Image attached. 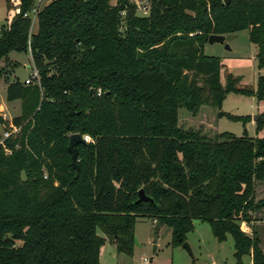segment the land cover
<instances>
[{"label":"trees","instance_id":"trees-1","mask_svg":"<svg viewBox=\"0 0 264 264\" xmlns=\"http://www.w3.org/2000/svg\"><path fill=\"white\" fill-rule=\"evenodd\" d=\"M18 2L0 27V60L28 51L37 79L5 85L19 112L0 142V264H100L97 227L130 254L140 216L169 228L171 247L193 219L206 222L217 242L231 237L233 264H264L252 224L264 205L253 194L264 138L211 139L178 124L179 108L195 115L201 105L245 121L220 110L225 94L264 97V75L252 87L223 69L221 83L224 64L202 53L208 35L246 29L264 66V0H147L145 14L129 0H49L34 32L23 13L35 0ZM71 133L89 138L76 144V171ZM139 189L151 202L136 201Z\"/></svg>","mask_w":264,"mask_h":264},{"label":"rangeland","instance_id":"rangeland-1","mask_svg":"<svg viewBox=\"0 0 264 264\" xmlns=\"http://www.w3.org/2000/svg\"><path fill=\"white\" fill-rule=\"evenodd\" d=\"M49 0H41L38 7H42ZM136 4V12L145 14L147 0H129ZM114 4L115 0H108ZM30 31L36 29L34 14L28 12ZM5 0H0V27L7 25ZM123 28L122 26L120 27ZM228 48H225L224 45ZM255 45L247 37V30L226 34L222 43L205 42L202 46L204 55L216 56L224 64L220 70V82L223 83V69L230 72L240 83L255 86L256 77L264 75V66L258 67L255 60ZM3 74L0 76V139L2 131L8 127L11 118L19 112V101L5 100V85L8 81L23 79L31 69V59L28 51H8L0 60ZM221 111L231 115L248 116L247 120H230L225 116L216 115L217 108L203 105L197 114L192 115L183 108L178 109V124L182 128H189L213 138L220 132H230L234 136L264 138V123L258 128L255 117L264 113V97L256 99L252 95H241L232 92L225 94L222 100ZM89 140V139H88ZM253 188H255L253 186ZM253 189V194H254ZM256 220V219H255ZM193 229L186 234L190 253L183 247L169 245V228L152 221L146 216L136 217L133 225V241L130 254L117 252L110 238L98 227L96 233L104 238L99 248L98 259L100 264H233L232 239L227 236L222 242H217L212 236L206 222L192 220ZM258 238L264 236V225L252 223ZM247 225V224H246ZM244 222L239 226L246 234L250 228ZM15 244H19L16 242ZM247 263V257L244 263Z\"/></svg>","mask_w":264,"mask_h":264},{"label":"water","instance_id":"water-1","mask_svg":"<svg viewBox=\"0 0 264 264\" xmlns=\"http://www.w3.org/2000/svg\"><path fill=\"white\" fill-rule=\"evenodd\" d=\"M228 2H229V0H222L223 4H227ZM223 40H224L223 35L210 34V35H208L206 42H208V43H213V42L222 43ZM224 47L228 48V46L226 44L224 45ZM85 141H86L85 137L81 136L78 133H71L68 137V143H67L66 149L70 153L71 163H72V166H73L75 171H76V164H75L76 144L77 143H84ZM139 200H147V201L151 202V199L149 197L145 196L141 189L138 190V197H137L136 201H139ZM181 247L185 248L187 250V252L189 254H191L189 247H188L186 242H183L181 244Z\"/></svg>","mask_w":264,"mask_h":264},{"label":"built area","instance_id":"built-area-1","mask_svg":"<svg viewBox=\"0 0 264 264\" xmlns=\"http://www.w3.org/2000/svg\"><path fill=\"white\" fill-rule=\"evenodd\" d=\"M41 2V0H35L34 2V6L31 8V10L29 12H32L33 14H35L37 8H38V4ZM10 3V8L6 11L7 12V22H9L12 18V16L14 14L19 13V2L18 0H9ZM28 15V12L23 13V16ZM37 79V72L34 68L31 69V71L29 72V74L23 79V83L24 84H29L32 83L33 80ZM96 93H99V89H97ZM18 130L17 127L13 126L12 124H8V127L6 129H4L2 131V135H1V139L0 142L3 138H5L6 136H8L11 133H16ZM85 140L87 141L89 138L87 136H84Z\"/></svg>","mask_w":264,"mask_h":264},{"label":"crops","instance_id":"crops-1","mask_svg":"<svg viewBox=\"0 0 264 264\" xmlns=\"http://www.w3.org/2000/svg\"><path fill=\"white\" fill-rule=\"evenodd\" d=\"M202 106L203 105H201L198 108V111L201 109ZM254 187H255L254 188V190H255L254 191V199L255 200H259V199L264 200V181H255ZM253 217L256 219L254 221L255 225H264V205H262L259 209H257V211H255L253 213ZM152 221H154V220H152ZM259 246L264 253V236L259 238ZM245 257H247V263L246 264H251L250 258L248 256H245ZM245 257H243V263H244Z\"/></svg>","mask_w":264,"mask_h":264}]
</instances>
